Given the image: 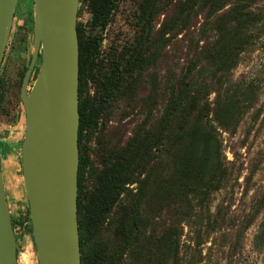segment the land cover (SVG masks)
<instances>
[{
	"label": "trees",
	"instance_id": "trees-1",
	"mask_svg": "<svg viewBox=\"0 0 264 264\" xmlns=\"http://www.w3.org/2000/svg\"><path fill=\"white\" fill-rule=\"evenodd\" d=\"M120 1L80 0L91 18L76 25L81 264H180L182 224L202 223L228 175L220 134H233L258 98L259 86L232 73L264 31V12L258 0H137L133 39L103 52ZM198 13L176 72L172 46ZM121 109L131 119L124 140L110 126ZM26 222L31 233L28 213Z\"/></svg>",
	"mask_w": 264,
	"mask_h": 264
},
{
	"label": "rangeland",
	"instance_id": "rangeland-1",
	"mask_svg": "<svg viewBox=\"0 0 264 264\" xmlns=\"http://www.w3.org/2000/svg\"><path fill=\"white\" fill-rule=\"evenodd\" d=\"M33 0H19L11 33L0 66L3 82L0 102V141L6 148L0 153L1 170L10 218L19 250L18 264H38L26 217L28 202L24 192L21 167V145L25 136V114L20 101V77L28 67L32 43ZM173 6V3H171ZM171 8V7H170ZM156 19L159 30L171 9ZM77 21L86 24L90 14L85 3ZM264 12V0L256 1L253 8ZM137 0H121L104 34L102 51L122 47L134 37ZM203 13L191 22L189 31H183L172 46V54L179 58L174 70L179 72L188 54L190 36L203 22ZM169 49V48H168ZM171 50V48L169 49ZM40 68V58L29 81L32 87ZM162 74L165 75L164 67ZM161 74V75H162ZM233 79L259 86L258 98L244 115L233 134L221 133L222 149L228 175L220 191L211 196L202 223L182 224L180 264H264V241L259 240L264 222V31L249 52L242 55L241 63L233 70ZM23 81V79L21 80ZM22 85V84H21ZM91 93L92 86L90 85ZM135 112V110H134ZM122 109L115 114L110 126L124 140L131 128V119H122ZM118 120L121 123H117ZM133 188V187H130ZM208 216V218H207ZM167 220L166 217L162 221ZM200 224V225H198ZM172 264V260L170 261Z\"/></svg>",
	"mask_w": 264,
	"mask_h": 264
},
{
	"label": "water",
	"instance_id": "water-1",
	"mask_svg": "<svg viewBox=\"0 0 264 264\" xmlns=\"http://www.w3.org/2000/svg\"><path fill=\"white\" fill-rule=\"evenodd\" d=\"M18 2L0 0V66ZM79 3L33 0L31 58L20 90L25 114L21 167L38 264H81L77 215ZM39 58L38 76L28 91ZM18 250L0 167V264H18Z\"/></svg>",
	"mask_w": 264,
	"mask_h": 264
},
{
	"label": "flooded vegetation",
	"instance_id": "flooded-vegetation-1",
	"mask_svg": "<svg viewBox=\"0 0 264 264\" xmlns=\"http://www.w3.org/2000/svg\"><path fill=\"white\" fill-rule=\"evenodd\" d=\"M1 163V162H0ZM11 222H12V220H11Z\"/></svg>",
	"mask_w": 264,
	"mask_h": 264
}]
</instances>
